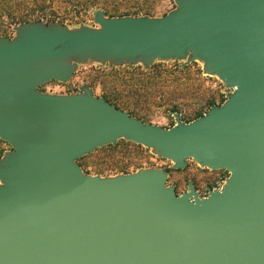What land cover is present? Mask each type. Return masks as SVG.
<instances>
[{
    "label": "water",
    "instance_id": "water-1",
    "mask_svg": "<svg viewBox=\"0 0 264 264\" xmlns=\"http://www.w3.org/2000/svg\"><path fill=\"white\" fill-rule=\"evenodd\" d=\"M162 17H109L100 28L27 21L0 37V264H264V0H174ZM145 67L203 61L234 89L203 116L163 128L96 97L39 87L78 62ZM182 169L230 172L222 189L178 194L168 172L102 177L83 156L119 139Z\"/></svg>",
    "mask_w": 264,
    "mask_h": 264
},
{
    "label": "rangeland",
    "instance_id": "rangeland-1",
    "mask_svg": "<svg viewBox=\"0 0 264 264\" xmlns=\"http://www.w3.org/2000/svg\"><path fill=\"white\" fill-rule=\"evenodd\" d=\"M177 7L174 0H160L158 2L157 13L154 17H162ZM59 22V21H58ZM62 23V22H61ZM69 29H79L81 27L100 28L101 25L95 21V10L91 9L85 14L75 16L71 20L63 22ZM17 27V26H16ZM15 27V28H16ZM13 28L6 35L15 38L16 29ZM2 37V36H1ZM174 61L187 62V60H155V63L164 62L166 64ZM196 62V63H195ZM193 70L202 72L199 78H193L191 88L178 92L177 95L172 90L165 92H153L146 96L130 95L129 87L105 84L102 79L103 73H116L112 67L120 69L126 67H145L143 62L133 65H113L102 63L94 59L85 62H78L77 67L66 82L51 81L41 87L39 91L47 94L71 95L83 92L87 87L96 97H104L106 92L118 96L120 100L130 103L133 108L132 116H141L145 123H150L163 128H171L177 125L178 119L189 121L194 118V113L201 109H206V103L211 98L217 105L223 104L228 96L234 92L217 75H210L204 71V62L194 61ZM197 74L193 76L196 77ZM106 100V99H105ZM193 121V120H192ZM125 138L119 139L115 147L110 144L97 148L93 152L83 156L78 160L83 171L92 176H117L139 171L140 169H163L168 172L167 187L175 186L178 194L189 191V185L193 184L199 197H207L215 189H222L230 172L226 169L213 170L200 165L195 159L189 158L185 168H175L174 162L154 153L152 148L143 146V150L127 149L124 147ZM116 143L112 144L115 145ZM13 151V147L6 141L0 142V159L7 152ZM1 183V182H0Z\"/></svg>",
    "mask_w": 264,
    "mask_h": 264
},
{
    "label": "trees",
    "instance_id": "trees-1",
    "mask_svg": "<svg viewBox=\"0 0 264 264\" xmlns=\"http://www.w3.org/2000/svg\"><path fill=\"white\" fill-rule=\"evenodd\" d=\"M160 0H0V37L6 35L16 26L27 21H44L51 23L55 21L66 22L75 16L82 15L94 9L103 10L109 17L120 16H155L157 13L158 2ZM194 61L181 63L174 61L166 64L159 62L146 69L141 66L113 68L116 73H103L102 79L105 84H114L129 87L130 95L146 96L153 92H165L172 90L174 93L191 88L190 81L193 78L200 79L199 70H193ZM197 74L196 77L193 75ZM181 94V93H180ZM105 99L117 107L130 112L133 108L130 103L122 101L118 96L109 92L104 95ZM217 105L214 99L206 103V109L201 108L194 113L195 120L210 108ZM141 118V116H136ZM3 140L0 138V142ZM127 149L143 150V146L132 141H123ZM110 144V146L115 147Z\"/></svg>",
    "mask_w": 264,
    "mask_h": 264
}]
</instances>
